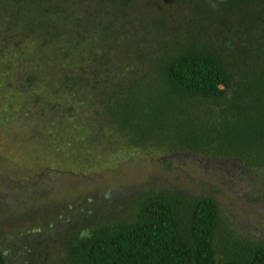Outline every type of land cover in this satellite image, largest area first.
<instances>
[{
    "label": "trees",
    "instance_id": "16d2710c",
    "mask_svg": "<svg viewBox=\"0 0 264 264\" xmlns=\"http://www.w3.org/2000/svg\"><path fill=\"white\" fill-rule=\"evenodd\" d=\"M0 28L38 41L64 90L87 94L92 145L104 132L170 164L264 171V0H0ZM113 193L41 219L0 264L4 249L36 264H264V238L223 221L212 195Z\"/></svg>",
    "mask_w": 264,
    "mask_h": 264
},
{
    "label": "rangeland",
    "instance_id": "374dc122",
    "mask_svg": "<svg viewBox=\"0 0 264 264\" xmlns=\"http://www.w3.org/2000/svg\"><path fill=\"white\" fill-rule=\"evenodd\" d=\"M58 66L35 39H9L0 28V246L90 195L157 186L212 195L223 221L264 238V171L241 175L228 164L210 169L187 156L170 164L104 132L101 144L92 145L98 109L86 99L77 102L86 93L64 90L71 81L62 82ZM108 69L110 78L118 70ZM3 256L6 264L37 263L18 251L4 249Z\"/></svg>",
    "mask_w": 264,
    "mask_h": 264
}]
</instances>
